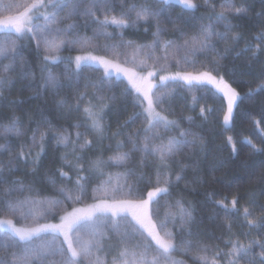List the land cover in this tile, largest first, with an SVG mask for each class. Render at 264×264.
<instances>
[{"label": "snow or ice", "instance_id": "obj_1", "mask_svg": "<svg viewBox=\"0 0 264 264\" xmlns=\"http://www.w3.org/2000/svg\"><path fill=\"white\" fill-rule=\"evenodd\" d=\"M173 6L180 9L175 19L170 15ZM201 7L207 13V23L195 15ZM249 10L246 5L237 6L235 0H221L219 5L215 0H0V110L16 106L5 102V93L10 94L16 82L17 61L25 67L19 47L29 40L35 41L38 53L43 51L45 65L60 63L63 50L79 53L67 61L65 73L69 86L76 90L72 99L59 96L63 85L51 72L44 77L43 91L54 93L57 108L83 117L71 126L74 133L60 129L54 137L63 148L58 167L47 177L53 187L59 179L56 198L42 197L34 182L8 179L5 171L14 174L13 165L18 166L26 154L23 146L13 155L10 146L0 144V153L7 151L10 157L7 167L0 162V264H185L174 258L177 252L195 253L193 264H264V204L253 199L241 207L240 200L245 197L213 199L216 194H210L217 216L223 221L239 218L248 231L235 234L232 224L226 223L217 243L209 245L200 238L203 233L192 208L182 199H166L173 184L184 180L189 167L197 173L194 182L203 183L198 166L180 159L185 149L200 146L203 150L204 137L182 127L184 121L191 125L195 118H170L175 116L173 102L184 99L181 90L192 94V111L209 95L218 97L225 128L234 122L240 103L264 95V70L256 72L257 64L264 65L260 59L264 33L255 38V47L246 44L239 51L229 47L242 40L234 32L233 20ZM257 16L264 17V12ZM162 17L174 25L178 38H163ZM76 18L83 19V25ZM152 22L155 31L150 43L124 40L126 30L143 23L148 32L147 25ZM89 26L93 35H82L81 30L86 32ZM101 37H118V41L100 45ZM218 43L225 45L223 52ZM233 52L234 61L247 59L243 67L233 63L225 71L223 61ZM86 70L100 75L94 80L85 78L80 91V78ZM43 71L47 72V67ZM30 76L35 79L34 73L22 70L17 79L23 82ZM244 76H255L260 82L241 96L234 83ZM121 85L119 96L105 95ZM28 90L37 97L41 94V89L31 84ZM198 92L203 96H197ZM118 101H122L120 108L127 118L118 119L113 131L105 124V116ZM129 106L131 114H127ZM214 111L200 106L199 118L207 122ZM22 128L20 117L13 114L7 124L0 125V136L19 138L25 134ZM49 131L52 129L43 117L32 131L29 147L39 148L34 172ZM105 139L112 154L107 159L101 153L86 160L84 153L92 151L94 142L102 145ZM236 143L232 136L227 137L233 158L239 152ZM245 143L253 154L264 155V147L247 138ZM137 154L139 159L130 167ZM112 167L121 170L106 171ZM70 172L76 174L74 182ZM253 180L264 184V176L257 177L255 170L248 174V182ZM161 200L165 201L163 216ZM211 219L215 222L216 217ZM253 230L257 238H253Z\"/></svg>", "mask_w": 264, "mask_h": 264}, {"label": "trees", "instance_id": "obj_2", "mask_svg": "<svg viewBox=\"0 0 264 264\" xmlns=\"http://www.w3.org/2000/svg\"><path fill=\"white\" fill-rule=\"evenodd\" d=\"M24 2V0H19ZM127 3L133 2V0H126ZM200 3V0H197ZM221 0H215V3L219 5ZM237 6L246 5L250 10L246 15H242L239 18H235L233 23L235 25L234 32H238L242 36V40L237 45H229L234 47L237 51L244 49L246 44H252L255 47V38L264 33V17H258L257 13L264 12V0H235ZM217 11L219 8L217 7ZM180 14L179 6H173L170 15L175 19ZM197 17H204L203 23H207V13L201 7L200 11L195 13ZM102 18V17H101ZM76 22L83 25L84 21L81 18H76ZM144 25L141 23L140 26L133 29H128L124 32V40H134L137 43H150L152 40V32L155 31V23L152 22L147 27L148 32L144 31ZM161 27L165 28L164 39L178 38V33L173 31L174 25L169 22L167 18H161ZM219 30H223L220 28ZM111 31V29H109ZM191 32V30H190ZM81 34L92 36V26H89L86 32L82 29ZM118 41V37L113 40H105L101 37L97 43L103 45L105 43H115ZM182 42V41H178ZM225 45L218 43V49L223 52ZM20 55L23 59L25 67H20V61H17V67L13 74L14 80H16L14 87L11 88L10 94L5 93L7 96V102H15L14 108H5L0 110V125L8 123L9 118L15 114L20 117L23 128L22 131L25 133L23 136L17 137H5L0 136V144L8 145L11 148L13 155H18L23 146V151L26 154V159L22 158V162L18 166L13 165L16 168L14 174H9L5 171L4 175L8 179H23L26 182H34L35 188L41 193L42 197H53L56 198L58 193L57 189L59 185V179L57 178V185L53 187L47 183V177L52 175L58 167L60 161L59 157L63 154V148L58 147L54 137L59 134L57 130L65 129L69 132H75L71 126L82 120V114L78 115L73 113L69 115L67 110H61L57 108L55 103V95L49 90L48 92L43 91L44 77L47 76L48 72L57 76L63 85L59 96L68 98L69 100L75 95V88L69 86V81L65 76L66 70L69 65L67 61L70 58H74L75 55L79 54L76 50H63L61 52L60 63L45 65L42 57L43 51L39 53L36 48L35 41L24 40L19 47ZM235 53H230L228 57L223 61L226 66L225 71L228 67H231L233 63L237 66L243 67L247 57H242L239 60H233ZM251 56V53L247 54ZM211 59V57H209ZM261 60H264V54L260 56ZM7 63V61H5ZM47 67V72L43 69ZM74 68V65H72ZM22 70L34 73L35 79L33 80L30 76L29 80L19 82L17 77ZM264 70V65L257 64L256 72ZM100 75L99 71L86 70L82 73L80 78V91H83V85L85 78L97 79ZM259 80L255 76H244L239 78L234 86L237 87V91L243 96L249 91L250 88L255 89L259 84ZM34 85L41 89L39 97L36 96L34 91L28 90V85ZM123 85L119 88H113L112 92H106L105 95H117L119 96ZM91 94L92 89H89ZM181 95L184 99L177 98L172 107L175 111V116H170L172 119H181L186 116H193L195 119L191 125L184 121L182 123L183 128H189L192 132L197 133L204 137L203 150L200 146L193 149H185L184 155L180 159L185 160L190 165H197L199 168V176L202 178L203 183L194 182V178L197 173L189 167L184 174V180L179 184H173L171 188V195L166 199L175 201L182 199L186 206H189L194 211V215L199 225V231L203 233L200 237L203 241L209 245L217 243L216 238L221 236L223 231V225L226 223L232 224V231L235 234L248 231L246 225L239 218L237 220L223 221L217 216V210L212 204V200L209 199V195L215 193L213 199H220L224 196L231 199L232 196L238 195L245 197L240 200V206L251 204L253 199L256 204H264V184L259 183L258 180L248 182L249 172L255 170L256 176H264V155L253 154L245 138L250 140L257 147H264V95H257L253 102L244 101L239 104L238 109L235 110V119L230 127L225 128L222 121V114L219 111L220 100L218 97L209 95L207 98L202 99L200 105L196 106V110H191L190 100L191 93L183 92ZM197 96H203V93H196ZM24 101V103H19ZM120 103L111 105L108 114L105 116V124L111 125L112 130L116 129V121L119 119L121 122L127 118L124 114V110L120 108ZM167 107V105H165ZM211 107L215 109L211 113L210 118L207 122L202 121L199 118V107ZM120 113L117 115V113ZM132 108L129 106L127 114H131ZM65 116H68L66 119ZM44 118L48 122V127L52 129L49 131L48 137L45 141V152L39 158V164L36 166V171L33 170V163L36 160L39 148H30L32 131L36 128L37 124L40 123L41 118ZM136 127H139L137 125ZM41 130H44L43 126ZM131 130V129H130ZM232 136L237 142L236 146L239 150L238 156L233 158L231 148L227 144V137ZM92 138V137H89ZM94 139V138H92ZM112 147L114 149L115 144L113 142ZM30 153V155H28ZM105 159L112 154L109 151V141L105 139L102 143L96 144L94 142L93 149L90 152H85L86 160L88 158H94L101 155ZM9 153L4 151L0 153V162L5 167L8 166ZM139 159V154L133 158V162L130 167H134L136 161ZM87 167V164L85 165ZM67 171V169H65ZM121 169L112 167L106 169V171L117 172ZM139 171V169H137ZM145 171H151L146 169ZM175 172L176 169H173ZM69 175L72 177L74 182L76 178L75 172H70ZM174 180V176H173ZM95 181L92 186H95ZM185 183L190 186L185 187ZM143 187V185H141ZM165 201L161 200L160 214L163 216ZM255 212V209H254ZM256 216H259V212H255ZM216 217L215 222L211 219ZM196 226H194L195 230ZM253 238L256 237V232L253 230ZM246 242V241H245ZM221 248L223 244L219 245ZM195 253L184 255L181 252L175 254L176 260H183L185 264H193V256ZM111 259V257H108Z\"/></svg>", "mask_w": 264, "mask_h": 264}, {"label": "rangeland", "instance_id": "obj_3", "mask_svg": "<svg viewBox=\"0 0 264 264\" xmlns=\"http://www.w3.org/2000/svg\"><path fill=\"white\" fill-rule=\"evenodd\" d=\"M59 57L61 58V53H59ZM230 126H231V125H230ZM230 126H229V127H230Z\"/></svg>", "mask_w": 264, "mask_h": 264}]
</instances>
